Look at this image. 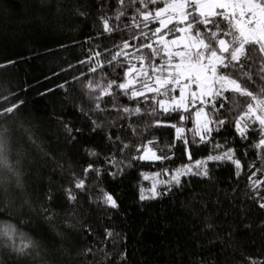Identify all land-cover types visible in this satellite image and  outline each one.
I'll use <instances>...</instances> for the list:
<instances>
[{"label":"trees","instance_id":"obj_1","mask_svg":"<svg viewBox=\"0 0 264 264\" xmlns=\"http://www.w3.org/2000/svg\"><path fill=\"white\" fill-rule=\"evenodd\" d=\"M77 8L86 15L77 14ZM118 11L126 15L111 23L120 30L103 33L99 17L114 16ZM133 12L132 7L120 6L118 0H0V94H12L25 102L15 116L0 117L9 160L19 162L24 180L23 190L5 184L0 191V211L4 212L0 220L11 216L10 222L22 231L33 236L44 233L55 243L42 218L22 206L25 194L36 207L51 188L57 193L51 207L60 214L58 230L70 236L73 246L64 264L264 261V209L258 206L260 199L249 179L255 171L253 179L264 180V159L260 158L261 150L253 147L258 140L256 132L241 140L228 124L212 132L211 142H204L195 129V111L203 105H189L187 112L165 113L151 101L129 99L116 88L113 96L99 100L104 110L95 111L99 91L90 92L85 85L92 81L106 87L108 81L120 82L124 77L122 68L106 62L130 37L124 26ZM92 49L101 51L100 59L105 62L96 73L89 72V64L79 63ZM248 53L253 80L241 79V83L259 94L264 81L256 72L264 57L252 46ZM178 94L177 90L173 95ZM226 96L227 106L218 112L214 113L211 104L205 107L207 118L215 115L230 120L242 110L246 98L236 93ZM125 107H140L142 114H125L121 111ZM181 116L186 119L181 120ZM93 122L99 125L95 132ZM65 125L73 131H66ZM176 128L184 131L178 136ZM75 129L81 131L76 133ZM217 143L237 150L235 158L241 161V168L229 161H208L209 175H195L192 162L217 154ZM149 148L167 158L139 159ZM89 164L97 171L85 178L83 170ZM186 165L192 172L181 177L180 185L160 183L159 195L140 199L142 189L149 187L143 173L172 172ZM112 172L117 173L115 178L109 175ZM72 173L85 178L86 188L76 190L77 201L70 203L62 189L72 186ZM100 190L113 193L119 207L101 203ZM259 192L264 193V187ZM65 216L74 226L71 230L62 226ZM106 230L112 233L110 237H105ZM88 248H92L90 254ZM0 259L11 264L14 258L0 247Z\"/></svg>","mask_w":264,"mask_h":264},{"label":"snow or ice","instance_id":"obj_2","mask_svg":"<svg viewBox=\"0 0 264 264\" xmlns=\"http://www.w3.org/2000/svg\"><path fill=\"white\" fill-rule=\"evenodd\" d=\"M118 3L120 6L127 5L134 9L133 15L128 17L129 23L124 26V29L130 32V37L118 46L119 50L110 54L111 58L106 63L108 66L115 65L122 68L124 77L120 82L108 81L106 87L94 85L92 81L85 85L90 92L99 91V95L95 97L97 101L95 111L104 110L99 100L105 96H113V88L119 89L121 93L129 96V99L143 98L145 101H151L165 113L181 109L187 112L189 105L195 107L199 102L203 107L195 111V116L198 124L196 134L201 141L211 142V134L214 130L219 132L221 127L231 124L241 140H248L253 132L258 134V140L253 147L261 150L260 158L264 159V88L256 94L241 83V79L253 80L248 47L252 46L264 57V0H118ZM76 12L79 15H86L79 12L78 8ZM125 15V11H118L114 16L99 17L103 33L120 30L119 25L111 22L120 21ZM150 25L157 26L150 27ZM138 40L147 42L139 45L132 43ZM144 50H148L147 55L144 54ZM102 55L101 51L92 49L86 59L79 63L89 64V72L96 73L105 67V62L100 59ZM256 75L264 81V62L259 66ZM74 79L78 78L74 77ZM177 90L179 95H173ZM226 93H236L239 97L246 98L242 110L230 120L219 119L213 115L201 123V116H208L204 109L209 104L214 113L227 106ZM24 103L12 94L8 96L0 94V117L7 119L15 116ZM121 111L125 114H142L140 107L135 109L125 107ZM156 111L157 108L154 107L153 113ZM180 118L186 119L184 116ZM213 123L217 125L215 129L212 127ZM64 127L69 133L73 131L68 125ZM98 128L99 125L93 122L92 131L95 132ZM80 131L75 129L76 133ZM183 131L181 128H176L178 136ZM214 149L218 150L217 154H210L205 160L195 162L197 169L195 175L205 177L209 175L208 161H229L237 169L241 168V161L235 158L237 150L234 147L217 143ZM88 154L98 155L95 152ZM153 157L156 160L167 158L157 155L150 148L138 158L148 160ZM189 159H191L190 154ZM251 167L255 168L254 165ZM200 169L203 171H199ZM83 171L86 178L89 172L97 169L89 164ZM191 172L192 168L189 166H184L183 170L177 169L172 180L167 183L180 185L181 177ZM109 175L115 178L117 173L112 172ZM156 175L160 174L156 173ZM255 175L254 171L249 179L252 188L256 190L255 195L260 199L258 206L264 209V193L259 192V189L264 187V180L253 179ZM85 178L72 173V186L62 189L66 201L70 203L77 201L74 193L76 190H85ZM5 184L14 185L20 190L24 189L19 162H10L6 151L5 134L0 131V191L4 190ZM148 192L150 195L147 196L142 192L140 199H151L159 195L155 184ZM56 199L57 193L49 188L45 193L44 202L38 206L34 207L26 194L22 202V206H26L30 213L42 218L55 243L46 239L44 233L33 236L22 231L17 224L10 222L11 216H8L7 220H0V247L14 258L11 264H21V262L64 264V261L71 256L73 252L71 238L65 232L58 230L61 226L60 214L51 207ZM98 200L111 208L119 207L114 194L108 191L100 190ZM3 215L4 212L0 211V216ZM67 220L68 217L65 216L62 226L66 230H71L74 226ZM23 223L28 224L30 221ZM111 235V232L105 231V237ZM86 252L90 254L92 248L86 249ZM0 264H8V262L0 259ZM109 264H114V261H109ZM248 264H264V261L249 258Z\"/></svg>","mask_w":264,"mask_h":264},{"label":"rangeland","instance_id":"obj_3","mask_svg":"<svg viewBox=\"0 0 264 264\" xmlns=\"http://www.w3.org/2000/svg\"><path fill=\"white\" fill-rule=\"evenodd\" d=\"M197 103H199V102H197ZM204 119H207V117H205V116L202 115L201 116V123L203 122ZM197 127H198L197 118L195 116V129H197ZM206 158L204 156L202 159H197V160H205ZM197 160H195V161L192 162V166H195V162ZM186 166H189V165H186ZM189 167H191V166H189ZM180 169L183 170V168H180ZM156 173H159L160 175L157 176ZM175 173H176V170H174L172 172H170V171H162V170H152V171L143 173L142 174L143 179L146 180V181H148V183H149V185H148L149 187L148 188L142 189L143 194L146 195V196L147 195H150V193L148 192V190L152 188L153 184H155L156 191H157L158 185L160 183H166V182L171 181L172 180V176L175 175ZM146 176L149 177V178L148 179H145Z\"/></svg>","mask_w":264,"mask_h":264}]
</instances>
